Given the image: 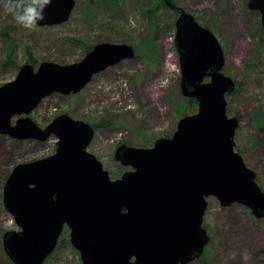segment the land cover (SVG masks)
<instances>
[{
  "label": "water",
  "instance_id": "water-1",
  "mask_svg": "<svg viewBox=\"0 0 264 264\" xmlns=\"http://www.w3.org/2000/svg\"><path fill=\"white\" fill-rule=\"evenodd\" d=\"M163 2L177 15L181 92L198 110L150 148L120 145L116 160L132 170L119 179L88 151L92 124L64 114L42 128L30 115L46 98L76 95L94 76L133 59V46L103 42L73 64L26 63L0 86L1 136L57 139L53 155L18 164L5 183L4 206L18 230L6 232L3 244L15 264H44L66 228L82 264H191L210 243L208 199L264 218V190L235 151L239 120L228 115L227 96L237 83L224 73V50L192 14ZM75 7V0H51L37 27L68 22ZM248 8L260 14L264 33V0H248Z\"/></svg>",
  "mask_w": 264,
  "mask_h": 264
},
{
  "label": "rangeland",
  "instance_id": "rangeland-1",
  "mask_svg": "<svg viewBox=\"0 0 264 264\" xmlns=\"http://www.w3.org/2000/svg\"><path fill=\"white\" fill-rule=\"evenodd\" d=\"M75 1L68 22L29 31L15 23L5 12L6 0H0V32L10 29L14 45L10 62L0 40V86L13 81L30 58L37 69L45 61L61 65L78 62L103 42L133 46V59L94 76L76 95L55 94L46 98L30 115L42 128L64 114L98 127L88 151L116 180L132 170L116 160L120 145L150 148L158 139L171 137L182 116L195 114L198 105L188 104L184 115L176 110V105L189 99L181 92L174 12L162 9L153 37L144 15L149 0H117V7L94 6L88 16L85 9L89 4L104 0ZM177 2L213 31L224 50V73L238 84L236 93L227 96L228 115L239 120L235 151L256 173L257 183L264 190V130L253 121L256 110L264 111L261 16L248 8V0ZM56 148L54 137L41 143L0 135V264H15L5 251L3 237L8 231L18 230L4 206L5 183L18 164L49 157ZM203 225L210 238L205 256L208 264H264V218L257 219L243 205L222 207L217 199L210 198ZM44 264H82L80 253L70 242L68 228ZM191 264L203 263L197 260Z\"/></svg>",
  "mask_w": 264,
  "mask_h": 264
},
{
  "label": "trees",
  "instance_id": "trees-1",
  "mask_svg": "<svg viewBox=\"0 0 264 264\" xmlns=\"http://www.w3.org/2000/svg\"><path fill=\"white\" fill-rule=\"evenodd\" d=\"M173 1H174L175 4L179 5L177 0H173ZM100 5H108V6L117 7V0H104L101 3H98L97 5L89 4V6L85 9V15L88 16L89 12H91L92 10L95 9L94 6H100ZM180 7L184 9V7H182V6H180ZM163 8H167L165 6L163 0H149V2L147 4V7L145 9L144 15L146 17L147 23L150 26L151 32L153 34V37L155 36V34H156L157 30H158L159 14H160V12L162 11ZM176 18H177V15H176ZM204 27L208 28L207 26H204ZM208 29L211 30L210 28H208ZM0 40H1V43H2L4 51L7 52V55H8L7 58H9V61L11 62L12 59H13V53H14V48H13L14 45H13V40L11 38V30L10 29H6L5 31L0 32ZM150 40H153V39H150ZM89 51H91V49ZM89 51H87L86 54ZM28 64H31L32 66H35L36 62L34 61L33 58H30ZM237 89H238V84H236V89H235V91L232 94L236 93ZM232 94H230V95H232ZM188 104L197 105V101L189 99L187 101L181 102L179 105H176L177 112L180 115L181 114L184 115V113L186 111V107L188 106ZM253 121H254V123H255V125L257 126L258 129L264 130V111L261 110V109L256 110L253 113ZM94 128L97 129L98 127H94ZM209 246L210 245H208L205 248L204 254L199 259V261L202 262L203 264H208L207 261H206V257L205 256L209 252V250H208Z\"/></svg>",
  "mask_w": 264,
  "mask_h": 264
},
{
  "label": "clouds",
  "instance_id": "clouds-1",
  "mask_svg": "<svg viewBox=\"0 0 264 264\" xmlns=\"http://www.w3.org/2000/svg\"><path fill=\"white\" fill-rule=\"evenodd\" d=\"M51 0H6L4 9L10 14L15 23L23 29L33 31L38 22L43 21L44 10Z\"/></svg>",
  "mask_w": 264,
  "mask_h": 264
}]
</instances>
